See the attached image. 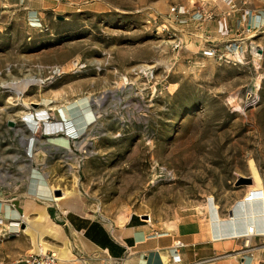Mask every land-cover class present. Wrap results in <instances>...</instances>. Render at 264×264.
<instances>
[{
  "label": "rangeland",
  "instance_id": "obj_1",
  "mask_svg": "<svg viewBox=\"0 0 264 264\" xmlns=\"http://www.w3.org/2000/svg\"><path fill=\"white\" fill-rule=\"evenodd\" d=\"M258 9L264 0H0V264L65 244L24 218L30 199L59 206L51 188L75 189L98 219L151 215L170 229L203 224L209 197L227 216L251 162L264 183Z\"/></svg>",
  "mask_w": 264,
  "mask_h": 264
},
{
  "label": "crops",
  "instance_id": "obj_2",
  "mask_svg": "<svg viewBox=\"0 0 264 264\" xmlns=\"http://www.w3.org/2000/svg\"><path fill=\"white\" fill-rule=\"evenodd\" d=\"M256 11L263 15H257V19L263 20L264 11ZM68 200L71 201L66 203ZM68 200L56 209H51L53 204L48 205L49 215L61 224L65 233L66 242L62 248L70 251L66 260L59 257L60 264H258L264 260L263 249L245 251L239 237L217 241L205 236L195 219L186 220L177 229H163L134 215L124 222H107L87 211L82 212L83 205L76 197ZM18 214V210L12 211L10 219H17L14 217ZM228 215H231L230 210ZM177 240L184 243L180 250L181 263L171 259V250ZM252 242L256 244L260 240L254 238Z\"/></svg>",
  "mask_w": 264,
  "mask_h": 264
},
{
  "label": "bare ground",
  "instance_id": "obj_3",
  "mask_svg": "<svg viewBox=\"0 0 264 264\" xmlns=\"http://www.w3.org/2000/svg\"><path fill=\"white\" fill-rule=\"evenodd\" d=\"M39 116L40 119H42L44 117V114L41 113V115ZM63 116L64 114L62 115V117ZM57 127L61 128L60 125H58ZM48 129L51 130V127H49ZM250 169L252 172L251 177L253 180V184L248 185L246 190V192L248 193L244 197H241L240 199L235 201V203L232 205V207L230 208L231 215L223 217L219 211V207L217 206L214 198H208L205 206V213H201L200 215L205 218L203 224L200 223V228L205 236H209L211 239H216L217 241L225 239L232 240L238 237L241 240V237L246 233V226L248 228V226L250 225L255 226L258 232L264 233V183L261 177L262 175H260L258 169L256 168L253 162L250 163ZM54 189L56 188H51L50 192L52 194L53 200L56 201L60 207L62 206L63 201L70 199L75 193V189H73L72 191L63 189L61 196H56L53 194ZM39 190L41 191V193H43V195L49 193V189L47 187L45 188L44 186L41 187ZM250 196L252 200L248 201L247 199ZM25 208L27 217L24 216V218L27 221H29V216L31 215V213L34 212L37 214L36 220L34 221L33 230H35L37 233L41 234L44 237L48 236V238L51 237L52 239H60L66 242L64 230L62 226H60L61 224L58 225L51 218V216L49 215L50 213H48L45 205H37L34 200L30 199L27 201ZM128 217L125 218L122 216L120 217V221H125L128 219ZM147 217L149 218L148 221L151 222V215H148ZM181 223L183 224L185 223V221L180 219V221H178L176 224L170 223L168 227L170 229H177L179 224ZM69 253L70 251L67 247L56 250V254L62 257L68 256Z\"/></svg>",
  "mask_w": 264,
  "mask_h": 264
},
{
  "label": "built area",
  "instance_id": "obj_4",
  "mask_svg": "<svg viewBox=\"0 0 264 264\" xmlns=\"http://www.w3.org/2000/svg\"><path fill=\"white\" fill-rule=\"evenodd\" d=\"M229 1V4H231V0ZM176 16H185L187 11L184 8L181 7H175L172 10ZM248 16L251 15V13H246ZM199 16V15H197ZM246 16V15H245ZM256 22H258L256 20ZM219 30L222 33V35H226L228 33V22L227 18H224V21H220L219 23ZM227 48V51L232 54H239L241 45L234 44L229 45ZM206 56L210 57H217L219 56L220 59L222 58V54H218L217 49L210 47L209 49H206L204 51ZM48 121V120H47ZM47 129L51 127V130L48 129V131H55V129H58V125H46ZM62 128V124H61ZM67 133L66 135L69 136V138H76L74 137V134L76 133L75 129L73 127H67ZM79 137V136H78ZM248 201L252 200L251 196L247 199ZM23 218V217H22ZM17 222V221H16ZM15 224H18L15 223ZM243 239V246L245 251H255V250H264V233L258 232L257 228L253 225L248 226L246 233L241 237ZM259 239L260 242L253 244V239ZM184 247V243L181 240H177L171 250V259L175 263H181L182 257L180 254V250ZM61 260L59 257L53 253L52 251H49L44 248H40L35 252H32L30 254H27L16 261H14L12 264H60ZM258 264H264V260L260 261Z\"/></svg>",
  "mask_w": 264,
  "mask_h": 264
},
{
  "label": "water",
  "instance_id": "obj_5",
  "mask_svg": "<svg viewBox=\"0 0 264 264\" xmlns=\"http://www.w3.org/2000/svg\"><path fill=\"white\" fill-rule=\"evenodd\" d=\"M61 19L63 18L61 17ZM252 183H253V180L251 178H242L240 182V184H244V185H251ZM61 194L62 192L60 190H56L54 192V195L56 196H61Z\"/></svg>",
  "mask_w": 264,
  "mask_h": 264
}]
</instances>
